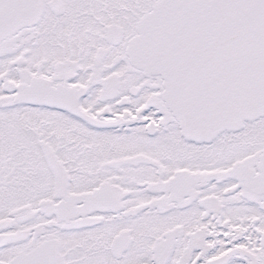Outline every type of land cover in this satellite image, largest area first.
Returning <instances> with one entry per match:
<instances>
[{"label": "snow or ice", "instance_id": "obj_1", "mask_svg": "<svg viewBox=\"0 0 264 264\" xmlns=\"http://www.w3.org/2000/svg\"><path fill=\"white\" fill-rule=\"evenodd\" d=\"M0 264H264V0H0Z\"/></svg>", "mask_w": 264, "mask_h": 264}]
</instances>
